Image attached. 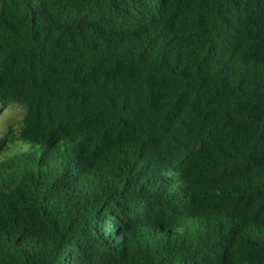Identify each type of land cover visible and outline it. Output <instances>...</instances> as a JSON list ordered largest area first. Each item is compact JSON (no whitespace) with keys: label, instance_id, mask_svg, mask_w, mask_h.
I'll return each mask as SVG.
<instances>
[{"label":"trees","instance_id":"16d2710c","mask_svg":"<svg viewBox=\"0 0 264 264\" xmlns=\"http://www.w3.org/2000/svg\"><path fill=\"white\" fill-rule=\"evenodd\" d=\"M0 264H264V0H0Z\"/></svg>","mask_w":264,"mask_h":264},{"label":"rangeland","instance_id":"374dc122","mask_svg":"<svg viewBox=\"0 0 264 264\" xmlns=\"http://www.w3.org/2000/svg\"><path fill=\"white\" fill-rule=\"evenodd\" d=\"M22 115L23 109L17 103L3 106L0 110V132L6 131L9 127L17 128Z\"/></svg>","mask_w":264,"mask_h":264}]
</instances>
